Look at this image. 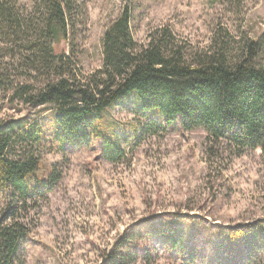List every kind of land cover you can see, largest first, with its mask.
<instances>
[{"label": "rangeland", "instance_id": "rangeland-1", "mask_svg": "<svg viewBox=\"0 0 264 264\" xmlns=\"http://www.w3.org/2000/svg\"><path fill=\"white\" fill-rule=\"evenodd\" d=\"M85 1L74 57L85 75L102 66L104 34L126 9L140 44L167 26L192 54L209 50L218 34L237 55L264 32V0ZM16 104H5L0 117L39 122V174L48 179L55 170L48 185L36 182L19 208L30 230L19 264H264L252 233L240 235L264 222L263 149L240 152L203 129L168 127L132 93L97 125L125 149L115 163L102 157L101 135L89 145L64 143L55 108L23 106L19 112L12 109ZM10 196L9 189L0 190V216L9 211Z\"/></svg>", "mask_w": 264, "mask_h": 264}, {"label": "trees", "instance_id": "trees-1", "mask_svg": "<svg viewBox=\"0 0 264 264\" xmlns=\"http://www.w3.org/2000/svg\"><path fill=\"white\" fill-rule=\"evenodd\" d=\"M86 16L85 0H31L30 6L0 0V111L13 103L19 112L23 106L55 108L62 142L89 145L101 135L102 157L118 163L126 157L125 149L100 134L97 125L108 108L134 93L168 127L203 129L240 152L264 150V65L259 61L264 32L248 39L237 55L218 34L209 50L192 54L167 26L140 44L126 9L104 34L102 66L85 75L74 57ZM42 141L39 122L0 117V190L9 189L13 199L8 213L0 216V264L20 263L30 230L19 208L37 190L36 182L46 186L55 177L54 169L48 179L39 174ZM241 233H252L258 241L254 247L264 252V222Z\"/></svg>", "mask_w": 264, "mask_h": 264}]
</instances>
